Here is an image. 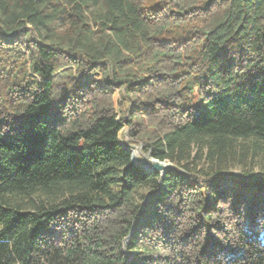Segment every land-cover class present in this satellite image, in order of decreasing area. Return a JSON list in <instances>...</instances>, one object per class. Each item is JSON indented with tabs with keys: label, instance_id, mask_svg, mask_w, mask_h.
<instances>
[{
	"label": "trees",
	"instance_id": "obj_1",
	"mask_svg": "<svg viewBox=\"0 0 264 264\" xmlns=\"http://www.w3.org/2000/svg\"><path fill=\"white\" fill-rule=\"evenodd\" d=\"M0 264H264V0H0Z\"/></svg>",
	"mask_w": 264,
	"mask_h": 264
},
{
	"label": "rangeland",
	"instance_id": "obj_2",
	"mask_svg": "<svg viewBox=\"0 0 264 264\" xmlns=\"http://www.w3.org/2000/svg\"><path fill=\"white\" fill-rule=\"evenodd\" d=\"M119 96V92L116 91V97ZM130 131V127L128 125H124V127L121 130V138H123L125 141L129 142V136L128 133ZM133 148L135 149V156H136V160L137 162H141L142 164H150L152 163V157L150 155V153H144V144L143 143H138L137 145H133ZM165 162L169 163L171 165V163L166 160Z\"/></svg>",
	"mask_w": 264,
	"mask_h": 264
},
{
	"label": "water",
	"instance_id": "obj_3",
	"mask_svg": "<svg viewBox=\"0 0 264 264\" xmlns=\"http://www.w3.org/2000/svg\"><path fill=\"white\" fill-rule=\"evenodd\" d=\"M132 158L135 162H137L136 156H135V149H132ZM150 161H152V163H150L149 165L148 164L144 165L146 167V169H148L149 171L159 170V171L165 172L167 170V168L170 166L169 163L162 161V160H159V159L154 158V157H152V160H150ZM127 240H128V238L125 239V243L127 242Z\"/></svg>",
	"mask_w": 264,
	"mask_h": 264
}]
</instances>
